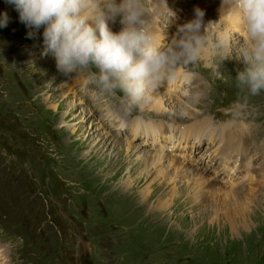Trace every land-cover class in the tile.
<instances>
[{
	"label": "rangeland",
	"instance_id": "obj_1",
	"mask_svg": "<svg viewBox=\"0 0 264 264\" xmlns=\"http://www.w3.org/2000/svg\"><path fill=\"white\" fill-rule=\"evenodd\" d=\"M211 1L163 0L153 30L167 44L199 8L216 33L219 16L205 6ZM145 2L149 10L157 4ZM168 8L179 15L169 18ZM0 12L10 17L0 28V264H264V172L252 186L231 187L242 193L229 192L204 171L211 182L201 181L196 166L187 173L191 159L174 154L186 164L181 174L168 156L155 164L158 150L173 154L168 141L153 145L145 137L152 148L145 147L130 139V131L119 137L108 126L148 123L160 137L175 127V143L191 123L204 129V118L210 121L206 128L211 120H244L261 141L264 91L249 96L235 80L245 66L238 53L246 43L241 32L234 31L239 40L227 59L209 46L206 58L179 68L199 81L185 97L168 94L164 83L163 91L125 115L117 99L84 86L86 71L66 77L54 57L41 55L43 28L29 38L12 5L0 0ZM158 99L160 110L154 108ZM187 109L199 117L191 118L195 114ZM219 131L222 143L241 139L242 129L232 124Z\"/></svg>",
	"mask_w": 264,
	"mask_h": 264
},
{
	"label": "clouds",
	"instance_id": "obj_2",
	"mask_svg": "<svg viewBox=\"0 0 264 264\" xmlns=\"http://www.w3.org/2000/svg\"><path fill=\"white\" fill-rule=\"evenodd\" d=\"M19 14V20L34 38L43 28V51L51 55L64 76L87 72L84 86L119 101L130 115L165 82L176 78L179 68L196 65L211 46L221 61L231 54L232 34L209 31L214 23L204 21L202 9L177 26L171 40L164 44L153 30L145 0H5ZM239 13L247 36L239 50L245 65L235 77L237 87L249 96L264 91V0H229ZM163 6L157 0L153 8ZM117 17L122 25L112 31ZM10 17L0 12V28ZM243 107V106H241ZM111 115V113H109ZM121 121V127H124Z\"/></svg>",
	"mask_w": 264,
	"mask_h": 264
},
{
	"label": "bare ground",
	"instance_id": "obj_3",
	"mask_svg": "<svg viewBox=\"0 0 264 264\" xmlns=\"http://www.w3.org/2000/svg\"><path fill=\"white\" fill-rule=\"evenodd\" d=\"M220 3V4H219ZM205 6H207V8H210V9H208L209 10V13L211 14V15H213V14H217V17L219 16V22L217 23V27L215 28V32L217 33V35H219V34H221V33H223V32H230L231 34H232V40H231V50L233 49V46L235 47V46H237V44H238V42H236L237 41V39H238V37H236L235 35V33H234V31L235 30H237V31H239V32H241L242 34H243V36H244V42H246L247 41V36H246V33H245V31H244V28L242 27L243 26V24H242V21H241V19H240V16H239V13L233 8V6L229 3V0H213V1H211V3H206V5ZM211 6V7H210ZM204 8V7H203ZM227 15V16H226ZM206 16V15H205ZM204 16V17H205ZM221 16H226V19L228 20L227 21V23L225 22V20H223V19H220L221 18ZM208 21H210V20H207V22ZM116 22L118 23L119 22V17H117V20H116ZM153 24V23H152ZM154 26H156V25H154L153 24V27ZM214 30V29H213ZM115 32V31H114ZM236 32V31H235ZM159 36V35H158ZM239 40V39H238ZM239 53V52H238ZM208 56V51L206 50V51H204V53H203V55H202V57H207ZM214 56V55H213ZM201 57V58H202ZM214 58V57H213ZM221 59V58H220ZM230 61H228V63H229ZM221 68H222V66H221ZM179 77H182V78H185V79H187V80H189V78H191L190 76H188V75H183L182 74V71H180L179 69L177 70V75H176V78L174 79V80H172V81H170V82H165V84L163 85V86H165V88H167L166 87V85H168L169 87H173V84H174V82L176 81V79L177 78H179ZM190 82H192V80H189ZM196 83V82H195ZM185 92V93H184ZM184 92H181V97H185L186 96V90L184 91ZM152 95H153V93H152ZM191 95V94H190ZM196 96V95H195ZM158 98V97H157ZM197 99L199 98V96H197L196 97ZM194 100V99H193ZM200 103V102H199ZM160 101H159V99L154 103V108L156 109V110H160ZM152 106V105H151ZM187 115L188 114H190V116L191 115H194L195 113H193L192 111H190L189 109H187V110H185L184 111ZM66 115V114H65ZM64 115V117H67V115L65 116ZM88 115V114H87ZM107 116H110L109 114H107ZM112 116V115H111ZM110 116V117H111ZM63 117V118H64ZM197 119L198 117H199V115H196L195 114V116H191V118H193V119H195V118ZM190 118V119H191ZM195 119V120H196ZM194 120V121H195ZM189 122H193V120H190ZM140 124V126L141 127H146V128H151V131H153L152 132V135L150 134V132H143V136L144 137H146V139L147 140H150L151 142H152V144L153 145H159L158 143H163V142H169V147H172V143L170 142V141H172V139H171V133H172V131L174 130V128L175 127H169L168 128V130H169V132L168 133H170V134H168V137L170 138V141L167 139V140H165V141H163L162 142V140H157L158 139V137H160V135H162L161 133H159L158 131H157V127L156 126H154V125H151V124H148V123H146V124H142V122L141 123H139ZM202 124L203 125H208V124H210V121H208V119L207 118H204L203 120H202ZM66 127H67V129L69 128L67 125H65ZM65 127V128H66ZM131 127H133L134 128V125L133 126H131ZM180 128V127H182V126H177V128ZM211 126H208L207 128H210ZM226 128V127H225ZM176 129V128H175ZM189 129H192L191 131H189ZM142 130H146V131H148L147 129H145V128H143ZM196 131H199V133L200 134H203V131H204V129H202V127H200L199 125H197V122H194L193 124L191 123L189 126H187V127H184V130L182 131V133L180 134V136L179 137H177L176 139H175V143H173V144H176L177 146H181V147H183V146H185L186 145V143H187V138L189 137V136H191L192 134H195L196 133ZM71 133V132H70ZM71 134H73V133H71ZM200 134H198L197 135V138L199 137V135ZM238 134H240L241 135V139L239 140L236 136H233L232 138H230L229 140H227V142L225 141V140H223V143H222V148H221V150H220V152L221 153H226V150H227V148L230 146V144H232V143H240V142H243L244 140H245V138H244V135H243V132L242 131H240ZM149 136V138H147ZM222 136V135H221ZM164 137H166V135H164ZM173 142V141H172ZM157 143V144H156ZM129 145H126V148H131V145H130V143H128ZM135 146H133V148H134ZM168 148V147H167ZM137 149V148H136ZM169 149V148H168ZM171 149V148H170ZM167 151H163V150H158V153L157 154H154V158H153V162L156 164L157 162H159V164H160V162L161 161H163L164 159H166V156H168V157H170L171 158V160H170V162L168 163L169 165H171V166H178L179 167V170H178V173L179 174H181V172H183L184 171V169H183V167H186V164L183 162V161H179L178 159H177V157L176 156H174V154H170L169 152H167ZM212 153V152H211ZM210 158H211V156H210ZM226 158H227V156H226ZM161 165V164H160ZM187 168L185 169V171H187V173H192L193 171H195L197 168L193 165V163H188L187 164ZM225 167V170L229 173V170L226 168V166H224ZM181 170H183V171H181ZM199 172H201V173H196V175L197 176H201L202 178H204V179H202L201 181H203V182H208V184L212 181V183L215 181V180H209V178L208 177H206L207 175L206 174H204L203 175V170L202 169H199L198 170ZM187 173H184V174H182L181 176H183V175H186ZM221 173H224V172H221ZM228 173H224V174H226L225 176H227V175H230V174H228ZM256 181H258V179L257 180H255V182ZM261 181H263V184H264V180H263V178L261 179ZM261 181H259V182H261ZM255 184V183H254ZM214 186V185H213ZM220 187V186H219ZM226 188V187H225ZM227 189H230V190H232V188L231 187H228ZM230 190H228L229 192H234V193H242L243 191H235V190H232V191H230ZM228 191H225L226 193L228 192Z\"/></svg>",
	"mask_w": 264,
	"mask_h": 264
}]
</instances>
